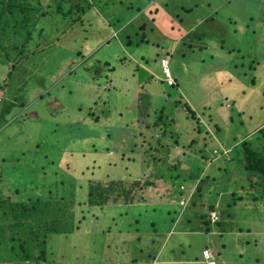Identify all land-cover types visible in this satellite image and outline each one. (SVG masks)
Here are the masks:
<instances>
[{
  "label": "rangeland",
  "instance_id": "374dc122",
  "mask_svg": "<svg viewBox=\"0 0 264 264\" xmlns=\"http://www.w3.org/2000/svg\"><path fill=\"white\" fill-rule=\"evenodd\" d=\"M205 1L208 4L204 0H42L43 5L37 1L36 6L48 10L45 15L32 11L34 17L25 25L20 12L16 23L9 18L7 30L0 28L4 32L0 34V202L12 192L29 204L40 196L54 203L62 195L67 201L73 194L83 199L87 194L74 189L76 180L87 191L97 190L101 188L97 174L130 197L121 196L117 203L132 197L136 204L122 208L127 214L119 205L102 211L94 206L97 215L91 217L89 198L86 203L68 201L64 217L79 227L71 234L48 235L52 245L48 260H23L17 241L18 251H11L12 230L7 229L0 236V264H150L154 258L155 264H167L164 260L185 264L186 259L202 260L206 246L218 264H264V204L254 202L252 189L241 186L248 183L246 174L227 179L225 168H218L216 178L204 176L200 182L215 180L206 192L203 186L201 192L191 194L195 180L179 170H184L179 161L186 163V154L197 157L192 147L212 146L210 138L216 141L208 149L211 159L228 158L236 147L242 156V141L264 126V42L260 40L264 0ZM57 4L62 8L57 9ZM150 14L157 17L155 25L160 28L144 36L149 27L141 25ZM246 21L255 31L249 32L254 36L250 46L243 37ZM202 33L207 37L198 38ZM27 34L30 39L22 47ZM163 35L178 41L168 40L165 45ZM34 48L38 51L30 53ZM122 56L124 61L119 60ZM162 57L169 60L179 88L185 91L182 103H188L195 116L181 104L165 106L169 94L175 97L178 89L167 86ZM97 59L109 61L115 70L109 71L107 65L99 77L90 73ZM140 74L146 81L142 86ZM109 87L115 92L106 90ZM152 105L160 112L150 118L166 115L163 131L147 120ZM206 113L214 115L211 122ZM80 152L86 153L84 159ZM70 156L78 159L74 172L67 167ZM93 163L99 174L92 176L93 168L85 167ZM136 169L139 172L134 174ZM181 183L184 192L179 190ZM153 186L158 193L153 194ZM235 194L242 198L236 200ZM235 201L237 205L227 207V202ZM214 202L221 222L210 224L207 214ZM0 219L10 222L9 217ZM162 245L164 251L153 254Z\"/></svg>",
  "mask_w": 264,
  "mask_h": 264
},
{
  "label": "trees",
  "instance_id": "16d2710c",
  "mask_svg": "<svg viewBox=\"0 0 264 264\" xmlns=\"http://www.w3.org/2000/svg\"><path fill=\"white\" fill-rule=\"evenodd\" d=\"M37 1H38V3H42V5H43L42 0H31V1L27 0V2H22V3H20L19 0H0V28L7 30V28H8L7 26L10 23L9 18H12L13 21L16 23L18 20L16 21L15 18L18 16L17 13H20V12H22V14H23V18L20 20V22L24 23L25 25L27 23L31 22V20H32L31 16H33V17H34V15L38 16V14H39V16H40V14L45 15L48 10L41 9L40 7L36 6ZM42 8H44V7H42ZM56 8L61 9L62 6L57 4ZM47 9H48V6H47ZM17 11H19V12H17ZM32 11H36L37 13L33 15ZM2 18L5 19L6 22L2 23L1 22ZM156 20H157V17H154L151 14L148 15V19L146 21H149L151 23L148 24V22L145 21L144 24L141 25L142 28H146L147 26L149 27L146 29V31H144V36L146 35V32L148 30L154 31L155 27H157V28L159 27L158 25L157 26L155 25V24H157ZM33 21H34V19H33ZM15 29L18 31V28L16 26H15ZM158 31H161V30H158ZM156 33H158V32H156ZM0 34H4V32L0 30ZM30 36H31L30 34H27L26 40L22 44V47H24L28 43ZM163 37H164V42H167L166 41L167 38L164 35H163ZM0 39H1V37H0ZM147 40L148 41H146V42H149V39H147ZM165 45H167V43H165ZM35 47H39V46H35ZM37 51H38V48H34V49L30 50V53L37 52ZM134 52H136V50L131 52V56H132V54H134ZM139 56H141V55L138 54V57ZM136 57H134V58H136ZM141 58L145 61V63L147 62V59L145 58L144 55L141 56ZM125 59H126V56H122L119 58L120 61H124ZM168 62H169V60H168ZM107 65L110 68L111 64L109 63V61H107V60L102 61V59H97L95 65L92 67V69H89L88 71L90 73L95 72V76L99 77L100 75H102L104 73V67H106ZM160 65H161V62H160ZM139 66H140V64H139ZM114 70H115V67H111L109 71L113 72ZM143 70L147 74H150V72L147 71L146 69L143 68ZM134 71L139 72L140 69L135 68ZM162 72H163V69H162ZM170 72H171V75H172L175 83L172 85L169 84L166 80L165 73L163 72V74L165 76L164 80H165L167 86H170L171 88L176 87V89H178V93H176L175 97H171V95L169 94V97L166 99V102H165L166 105L165 106L168 107L169 104H176V105L181 104L182 107L184 106L183 107L184 110L186 109L187 112H190V113H192L193 116H195L194 110L191 108V106L188 103H186V104L182 103L183 98H181V97L183 95H185L184 94L185 91H183L181 88H179L180 85H179L178 80L175 79L171 70H170ZM9 74H10V72H9ZM145 82L146 81H144V78L140 74L139 83L141 84V86ZM253 82H254V80H253ZM113 87L117 88V86H115V85ZM113 87H109L106 90L111 89V91L115 92ZM263 93H264V90H263ZM166 107H163V110ZM100 109H99V111H100ZM101 110H103V109H101ZM159 110L160 109L157 107L153 108V105H152L151 106V112H150V115L147 118V120L152 121L153 127H156V128L158 127L160 131H163L164 127H166V125L168 124L166 122V119H165L166 115L164 116V114L162 112L161 116H158V117L152 116V118H150V116L153 113L157 114ZM161 111H162V108H161ZM91 114L92 113L88 112L87 118H89V115H91ZM205 116L208 118L209 121H210L209 117H213V119H214V115H212V114L206 113ZM88 121H89V119H88ZM253 134H254L255 138H252ZM253 134L252 135L250 134L249 136L245 137V139L242 141L241 146L244 147V152H243L242 156H241V151L239 150L238 147H236L233 150L232 155L229 156L228 158L223 155V157H220V158L218 157L219 159L218 158L216 160L211 159L210 155L213 153H210V150H208V149L210 147L214 146V144L216 143L214 138L209 139L212 146H210L209 143H205V144H201L200 146H197V147H192L191 150L194 151L195 154H197V157H194V156H192L191 153H188L184 156V157H187V159H188L186 161V163L179 161V166H180V164H182V166L184 167V170L182 168L179 169V167H176L177 169L180 170V172L183 173L184 176H187L190 179L195 180L194 184L192 185V190L190 193L193 194L194 191H198V190H200V192H201L203 186H204V189L206 192L209 189L208 188L209 185L215 183V180H213L209 184L207 183L205 185L200 184V182L202 180H204L205 178H211L212 176L216 178V176L219 175L218 174V172H219L218 168H222V169L225 168L224 174H225L227 179H232V178L235 179L237 176H239L242 173L246 174V176H247L246 178L248 179V183L247 184L246 183L241 184V186L244 188L247 186L250 189H252L253 192L250 191L249 193L251 195L250 194L249 195L252 197V200H254V202H255V200H256V202H257V200L259 202L261 200L262 204H264V199H263L264 198V183H263V181H264V126L262 128H260L259 130L253 132ZM258 142L260 144H258ZM80 154H82L80 156H82L83 159L86 157L85 152H80ZM69 158H71L72 161L67 163V167L69 168V171L74 172L75 164L78 162V159L75 158V161H74V159L71 156ZM131 159L135 160V158H132V157H131ZM135 161H137V159ZM215 165H217V166H215ZM90 167L93 168L91 171L92 176L95 175L96 172L99 174V169H97L99 166L97 167V165L95 163H93L92 165H88L85 168L88 169ZM138 172H139V170L136 169L133 173L137 174ZM253 174L256 175L255 179L250 178V177H252ZM0 176H1V174H0ZM96 176L99 177L98 179L100 181L101 188H98L97 190L92 189V190L87 191V186H85V187H83V185L79 186V180H76L77 185H76V188L74 186V189L81 188L82 191L85 192L87 195L83 199H76L77 196H75V194H73L70 197L71 200H68V201L73 202L74 204L78 203V202L86 203V202H88L86 200V198H89V202L86 205L89 206L88 214H90L91 217H94L97 215V212H92L93 211L92 209L94 206L99 207L101 210V209H103L102 207L105 208L106 206H111V205H119L121 208H123L125 206L127 207L128 205H132V206L136 205L134 203L132 197H131V199H127V202H125V203H117L116 200H119L121 196H125L127 198H130V197H128L127 193L125 194L124 191H123L124 194L120 193L113 186L112 183L107 184L106 180H104V178H106V177H103L102 175H97V174H96ZM105 176H107V175H105ZM179 176L180 175H177L176 177H179ZM204 176H205V178H204ZM169 181L171 182L172 178L169 179L168 182ZM108 182H110V181H108ZM167 186H170V185H167ZM181 186H183L184 188L181 189ZM151 190H152L153 194H156V192L158 193V189L156 186H153L151 188ZM179 190L181 192L182 191L184 192V190H185V186L182 183L179 185ZM111 191L115 192V196L114 195L112 196ZM95 194H96V197L94 196ZM162 194L163 193H161L160 195H162ZM249 195H247V196L249 197ZM133 196L135 197V195H133ZM192 196L193 195H191V197ZM235 196H236V194L234 195V197ZM7 197H9V196H6L0 202V210H1L0 211V213H1L0 217H2V216H4L5 218L9 217L10 222H9V224H4V221H2L0 219V236H3L6 233L7 229L12 230V233H11L10 237L8 238L10 241L9 248L11 251H14V252L18 251V248L16 246V241H17L19 249L22 250L21 251L22 253H24V254L21 253V255H22V259L25 261L26 260L27 261L32 260V261L40 262L41 260H43L45 262L46 260H48V257H47L48 249L50 246H52L51 243L48 241L49 240L48 235H51V234H71L74 232V230L76 228L79 227V225L76 224L75 221H69V220H67V218L64 217V213L67 209V203H69L66 199H64V197H65L64 195L60 196L62 198V200L59 203H54L51 200V198L41 200V199H43L42 196L35 197V199L33 201H32V199H29V202L32 201V203H30V204L26 200L25 201H17L16 199H13L12 197H11L12 199L7 198ZM97 197L98 198L102 197V198H100V200H94ZM109 197H111V198H109ZM30 198H32V197H30ZM235 198L237 200L239 198H242V196L238 195ZM222 202L223 201H221L220 204H222ZM74 204L71 206V208L74 207ZM209 204L210 205H209V210H208L209 213L207 214V221L210 224L220 223L221 221L219 219L216 221H212L210 219L211 211H215L216 213H218L219 209L217 207H215L216 202L209 203ZM237 204L238 203L236 201L233 203L227 202V207L235 206ZM238 206H240V205H238ZM243 207L245 208V206H243ZM127 212H128V210H127ZM124 214H125V212H124ZM219 215H220V213H219ZM73 217H75V215ZM86 217H88V216H86ZM83 219H85L84 215H83ZM205 224H206V222H205ZM35 249H36V252L38 251V254L34 253ZM0 260H2V259H0Z\"/></svg>",
  "mask_w": 264,
  "mask_h": 264
},
{
  "label": "crops",
  "instance_id": "0c3cea01",
  "mask_svg": "<svg viewBox=\"0 0 264 264\" xmlns=\"http://www.w3.org/2000/svg\"><path fill=\"white\" fill-rule=\"evenodd\" d=\"M204 2H205V4H208L205 0H204ZM260 4H257V6H259ZM212 12H213V10H212ZM211 12V13H212ZM211 13L209 14V15H207V18H209V19H211V18H213V16L211 15ZM248 14H250V13H248ZM251 17H253V16H251ZM247 18H248V16H247ZM205 19V16H203L202 18H200V19H198V21H197V23L196 24H194L193 25V28H195L198 24H200V23H202V21ZM250 25H251V23H249V22H245V25L243 26V28H246V30H245V32H247L246 34H243V37H246V44H247V46H250L249 44H248V42L250 43V41H252L253 39H254V36L253 35H251V36H249V32H252V33H254L255 31H252V28L250 27ZM262 26H264V19H261V28H262ZM225 28V27H224ZM196 30V29H195ZM210 34V33H209ZM200 36H198V38L200 37V38H202V37H207V34L206 33H202V34H199ZM183 36V35H182ZM182 36H180L179 38H181ZM167 39H166V43H169L168 42V40H173V38H169V36H165ZM264 37H262V39H260L261 40V42H264V39H263ZM223 40V39H222ZM221 40V41H222ZM178 41V39H176V40H173V43H175V42H177ZM260 42V43H261ZM172 43V42H171ZM245 44H243V45H241V46H244ZM233 47H236V46H238V45H232ZM199 47H200V45H199ZM237 48V47H236ZM172 55V54H171ZM142 56V55H141ZM163 58V57H162ZM161 59V58H160ZM162 68V67H161ZM0 172H1V169H0ZM10 195V196H9ZM13 195V192L12 193H9L7 196H9V198H11V197H13L12 196ZM13 199H16L17 201H20V200H18V198H14L13 197ZM15 200V201H16ZM130 206H132V205H128V207H130ZM102 208H104V207H102ZM103 209H101L100 211H102ZM121 212H122V214H124V212H125V214H127V210H122V208H121ZM114 218V217H113ZM151 223H154L153 221L151 222ZM154 227V226H153ZM203 227H204V225H203ZM202 227V228H203ZM118 231H119V233L121 232V230L120 229H118ZM186 232H188L187 230H185V231H182L181 233H186ZM107 246H108V243H107ZM205 249H209L210 250V248L209 247H205L203 250H205ZM164 251V245H162L161 247H160V249H157V251H156V253H155V251H154V253L153 254H159V252H161V251ZM105 250H103V252H104ZM210 252H211V250H210ZM212 253V252H211ZM104 254V253H103ZM212 255L214 256V254L212 253ZM202 256H203V251H202ZM214 259H215V261H216V264H218V262H217V259L215 258V256H214ZM156 262H158L157 260H156V258H154V260L150 263V264H155ZM163 262H167V264H179V262H177V261H168V260H164ZM185 264H197V263H204V264H207V262H206V260H205V258L203 257V259L202 260H199V258L198 257H196V260H189V259H186L185 261ZM102 264H122V263H119V262H117V263H105V262H103ZM125 264H127V263H125Z\"/></svg>",
  "mask_w": 264,
  "mask_h": 264
},
{
  "label": "built area",
  "instance_id": "2783aa9c",
  "mask_svg": "<svg viewBox=\"0 0 264 264\" xmlns=\"http://www.w3.org/2000/svg\"><path fill=\"white\" fill-rule=\"evenodd\" d=\"M161 62V66H162V69H163V72L165 73V76H166V80L169 84H174L175 81L171 75V72H170V69H169V62H168V59L167 58H162L160 60ZM210 219L212 221H216L218 220V215L215 211H211L210 213ZM203 257L205 258L207 264H216V261L214 259V256L212 255V253L210 252L209 249H205L203 250Z\"/></svg>",
  "mask_w": 264,
  "mask_h": 264
}]
</instances>
